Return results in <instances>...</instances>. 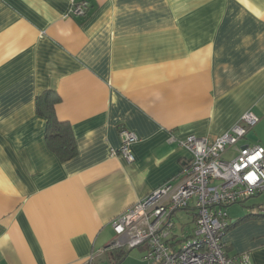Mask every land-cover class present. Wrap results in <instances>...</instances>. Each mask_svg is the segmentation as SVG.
<instances>
[{"label": "crops", "instance_id": "0c3cea01", "mask_svg": "<svg viewBox=\"0 0 264 264\" xmlns=\"http://www.w3.org/2000/svg\"><path fill=\"white\" fill-rule=\"evenodd\" d=\"M48 91L77 144L66 162L38 112ZM247 111L257 141L242 143L264 146V0H0V264L109 262L113 220L182 176L181 140ZM123 128L138 136L133 163L112 153ZM243 206L230 222L263 214L264 193ZM224 244L264 264V218Z\"/></svg>", "mask_w": 264, "mask_h": 264}, {"label": "built area", "instance_id": "2783aa9c", "mask_svg": "<svg viewBox=\"0 0 264 264\" xmlns=\"http://www.w3.org/2000/svg\"><path fill=\"white\" fill-rule=\"evenodd\" d=\"M88 9L87 3H79L71 13L85 16ZM259 121L247 111L221 135L181 140L192 155L182 176L113 220L118 239L112 247L143 248L148 264H252L249 253L229 255L224 238L230 224L228 207L264 193V146L242 143ZM119 135L121 148L112 153L133 163L138 136L125 128ZM181 211L194 221L177 225Z\"/></svg>", "mask_w": 264, "mask_h": 264}, {"label": "trees", "instance_id": "16d2710c", "mask_svg": "<svg viewBox=\"0 0 264 264\" xmlns=\"http://www.w3.org/2000/svg\"><path fill=\"white\" fill-rule=\"evenodd\" d=\"M59 101L60 97L57 92L48 91L38 98L37 106L38 112L45 116L47 120L46 141L51 151L54 152L62 162H66L76 157L78 150L71 125L66 122H61L57 117L55 108ZM251 218H264V213L253 215L251 212H248L237 221L230 222L227 232L232 227L237 226L241 222L250 220ZM192 221H194V219ZM131 250L132 249L125 246L115 248L113 251L111 250L108 255L109 263H121L126 259Z\"/></svg>", "mask_w": 264, "mask_h": 264}, {"label": "rangeland", "instance_id": "374dc122", "mask_svg": "<svg viewBox=\"0 0 264 264\" xmlns=\"http://www.w3.org/2000/svg\"><path fill=\"white\" fill-rule=\"evenodd\" d=\"M261 195L251 198L250 200L246 201L243 204H236L231 206L229 210L232 213L233 217L237 218L238 216L236 214L239 212H242L244 214L245 207L243 205L245 204L247 206V204H251L254 200L260 198ZM191 220H192L191 216L185 211L179 212L177 217L175 218V222L177 225L180 224L184 225L187 222H190ZM101 264H110V263L105 261V262H101ZM119 264H148V260L144 258V252L141 248H134L131 250V252L126 257V259Z\"/></svg>", "mask_w": 264, "mask_h": 264}, {"label": "water", "instance_id": "95a60500", "mask_svg": "<svg viewBox=\"0 0 264 264\" xmlns=\"http://www.w3.org/2000/svg\"><path fill=\"white\" fill-rule=\"evenodd\" d=\"M248 138L253 140V141H257V138L255 137L254 133L253 132H250L249 135H248Z\"/></svg>", "mask_w": 264, "mask_h": 264}]
</instances>
